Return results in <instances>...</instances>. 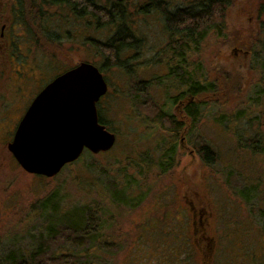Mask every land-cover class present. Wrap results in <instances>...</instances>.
<instances>
[{
  "label": "rangeland",
  "instance_id": "obj_1",
  "mask_svg": "<svg viewBox=\"0 0 264 264\" xmlns=\"http://www.w3.org/2000/svg\"><path fill=\"white\" fill-rule=\"evenodd\" d=\"M16 1L0 0V256L35 246L45 228L39 202L56 191L61 211L93 202L107 213V245L98 252L106 264H179L173 256L178 251L182 264H264V0H233L221 32L209 31L197 55L190 54L189 77L212 88L191 99L181 96V106L172 100L184 86L166 79L167 57L159 52L162 20L136 13L143 0H115L130 2L128 22L146 41L124 55L125 66L103 64L105 55L92 46L104 42L112 27H97L94 18L77 19L65 5L46 2V21L35 23L30 0L19 15ZM80 62L99 67L105 78L108 89L97 111L115 144L103 154L84 153L53 177L27 173L7 144L35 95ZM138 81L148 82L150 93L140 92L139 103L154 101L171 113L184 125L177 134L153 112L139 111L133 98ZM187 102L197 104L196 120L186 113ZM199 141L213 151L211 162ZM169 142L175 163L161 171L159 155ZM125 182L129 188L122 192ZM113 190L133 201L142 194L141 200L118 206L110 202Z\"/></svg>",
  "mask_w": 264,
  "mask_h": 264
},
{
  "label": "trees",
  "instance_id": "obj_2",
  "mask_svg": "<svg viewBox=\"0 0 264 264\" xmlns=\"http://www.w3.org/2000/svg\"><path fill=\"white\" fill-rule=\"evenodd\" d=\"M108 1L109 5L100 4L98 0H39V2L38 0H30V3H28L32 6L30 16L35 23L46 21V13L41 6L46 2L50 5H65L64 7L72 13L74 18H94L97 27H112V32L104 42L96 40L93 41L92 46L105 55L103 64L106 65L107 60H109L115 65L125 66L127 60L123 59L124 55L133 49H143L146 45L145 37L143 35L138 36L136 30L128 22L131 13L126 10V4L130 2ZM24 2L26 3L27 0L16 1L15 12L17 15L22 13ZM36 2H38L39 11L34 8ZM135 2L136 0L131 1V4ZM232 3L233 0H143L142 3L137 4V14L156 15L162 20L165 42L159 52L167 57L165 61V64H167L166 71L168 69L166 79L172 78L175 80L177 88L179 85L184 86L183 93H179L178 96L174 97L172 102H175L176 98H178V102L181 96L189 94L194 97L200 96L212 88L211 83H203L196 76L194 78L189 77L187 71L189 67L188 57L191 56L190 54L197 55L199 47L209 31L221 32L225 24L227 10ZM259 7L262 8V3ZM261 27L264 28V25L261 24ZM42 30L45 31L44 26ZM55 33V31H51L50 34L51 36H58L54 35ZM197 70L195 68L194 72ZM161 82L158 77L156 83L161 84ZM148 84V82L143 81L134 84L136 88L133 90V98L138 104V109L139 111L153 112L155 114L154 118L165 123V127L168 129L174 126L171 133L174 136L184 125L175 120L171 113H166L154 101L148 100L139 103L140 92L150 94ZM185 109L186 113L196 120L197 104H188ZM98 118L99 122L111 131L99 112ZM164 142L162 141L161 144H164ZM199 142L204 159L211 162L214 158L213 151L203 141ZM174 148L173 143L169 142L168 146L161 150L157 163L158 169L161 171H166L174 165ZM84 153L91 156L89 151H84L82 155ZM82 155L70 164L80 161ZM142 162L149 166L150 161L144 159ZM109 186H116V184L110 183ZM128 188L129 185L125 182L122 192ZM116 190L111 191L110 202H114L118 206H133L138 203V200H141L142 194L135 197V201H133L131 197L117 193L119 191L115 193ZM59 203L60 200L56 191H53L39 202L41 211L46 213L45 228L37 236L35 246L28 253L12 249L5 254H1L0 264H106V261L98 256V252L107 245L104 240L106 237L105 229L109 226L107 213L101 211V206L97 207L93 202L75 205L66 211L60 210ZM168 221L165 218V220L159 222L164 225ZM154 226L150 227L151 229L149 228L147 232H152ZM173 233H170L171 238L177 239L176 234ZM59 241H64L65 244L59 246ZM65 245L70 248L69 254H63L61 251ZM179 248L177 246V251ZM178 254L173 256L176 257L179 264H182L183 261L180 260Z\"/></svg>",
  "mask_w": 264,
  "mask_h": 264
},
{
  "label": "water",
  "instance_id": "obj_3",
  "mask_svg": "<svg viewBox=\"0 0 264 264\" xmlns=\"http://www.w3.org/2000/svg\"><path fill=\"white\" fill-rule=\"evenodd\" d=\"M107 83L98 67L80 62L56 76L32 99L7 149L30 174L53 177L84 150L106 152L115 135L98 119L96 103Z\"/></svg>",
  "mask_w": 264,
  "mask_h": 264
},
{
  "label": "flooded vegetation",
  "instance_id": "obj_4",
  "mask_svg": "<svg viewBox=\"0 0 264 264\" xmlns=\"http://www.w3.org/2000/svg\"><path fill=\"white\" fill-rule=\"evenodd\" d=\"M0 35H1V36L3 35L2 32H1ZM187 96H190L189 99H191V98L193 97L192 94H189V95H187ZM182 102H183V100H182V101H179V102H178V106H181ZM188 104H189V102H187V104L185 105V108H186V106H187Z\"/></svg>",
  "mask_w": 264,
  "mask_h": 264
}]
</instances>
